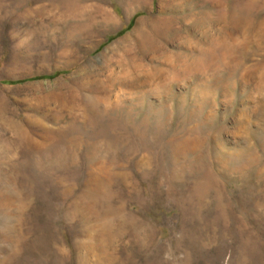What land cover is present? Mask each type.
Segmentation results:
<instances>
[{
    "label": "rangeland",
    "instance_id": "rangeland-1",
    "mask_svg": "<svg viewBox=\"0 0 264 264\" xmlns=\"http://www.w3.org/2000/svg\"><path fill=\"white\" fill-rule=\"evenodd\" d=\"M0 264H264V0H0Z\"/></svg>",
    "mask_w": 264,
    "mask_h": 264
}]
</instances>
